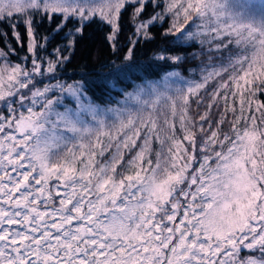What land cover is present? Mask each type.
<instances>
[{
    "label": "snow or ice",
    "instance_id": "obj_1",
    "mask_svg": "<svg viewBox=\"0 0 264 264\" xmlns=\"http://www.w3.org/2000/svg\"><path fill=\"white\" fill-rule=\"evenodd\" d=\"M149 4L161 8L160 0H0V23L24 47L22 24L28 40L19 62L15 47L0 49V264H264V102L252 91L264 84V0H163L141 19ZM127 7L144 39L170 16L165 35L179 33L199 45L193 59L207 58L199 79L167 73L115 107L87 98L81 82L43 83L68 57L59 47L56 59L39 55L49 37L37 42L36 15L63 21L57 34L98 16L113 41ZM211 81L207 110L194 119L192 104L200 107Z\"/></svg>",
    "mask_w": 264,
    "mask_h": 264
},
{
    "label": "trees",
    "instance_id": "obj_2",
    "mask_svg": "<svg viewBox=\"0 0 264 264\" xmlns=\"http://www.w3.org/2000/svg\"><path fill=\"white\" fill-rule=\"evenodd\" d=\"M160 3L161 8H155L149 4L141 19H148L154 12L161 11L163 0H160ZM132 12L131 7L122 11L119 19V32L113 41L108 39L111 34L110 26L101 22L98 16L94 21L84 22L83 25L74 18L57 34L54 29L57 24L63 23V21L59 18L50 21L41 19L40 15H36L33 28L37 42L42 43L44 37H49L46 46L38 50L39 55L46 59H56L55 49L59 47L61 55L68 57L57 67L55 80H49L46 75L43 82L55 83L60 81L65 85L81 82L84 84L87 98L101 107H115L118 101L125 98L126 93L133 92L138 86L148 81H160L167 73L178 72L180 76L186 79L199 78L201 61L206 62L207 58L198 56L193 59V53L200 52L199 45L193 46L183 43L182 40L177 39L179 33L165 35L172 23L170 16L166 22L157 21L152 25L148 30L151 39H144L136 34ZM18 19L22 18L18 17ZM81 27H83V31L76 32V29ZM19 31L23 38L24 47L14 42L12 30L7 24L0 23V33L7 34L0 38V49H4L6 46L15 47L16 54L11 57L13 62H19L22 57L28 55L26 47L28 40L22 24ZM73 39L75 43L70 46V41ZM129 49H131V58L126 59L129 55ZM161 54L184 56L185 61L175 64L171 60L159 59ZM215 84L216 81H211L207 86V91L211 92L216 87ZM252 91L255 92L254 100L264 102V84L255 81ZM245 96H248L247 92H245ZM209 101L210 94L204 98L199 108L195 103L192 104L190 112L194 119H198V114L207 110ZM65 102L75 106V101L67 95H65ZM236 104L238 108V100ZM222 109V105L219 110L214 106L211 119H219V111ZM229 118L231 119V113H229ZM224 131H228L227 125H224ZM199 139L198 133V143ZM158 147L157 144H153V158ZM129 158L130 156L125 157V159Z\"/></svg>",
    "mask_w": 264,
    "mask_h": 264
},
{
    "label": "rangeland",
    "instance_id": "obj_3",
    "mask_svg": "<svg viewBox=\"0 0 264 264\" xmlns=\"http://www.w3.org/2000/svg\"><path fill=\"white\" fill-rule=\"evenodd\" d=\"M23 58V57H22ZM29 66H30V64H29ZM37 79H41L40 77H37ZM44 79V78H43ZM186 79V78H185ZM197 79H199V78H197ZM187 80V79H186ZM44 83V82H43ZM45 83H47V82H45ZM215 86H216V84H215ZM202 92V97H203V100H204V98H206L211 92L208 90L207 91V94L204 92V91H201ZM222 108H223V105H222ZM249 253H247V252H243L242 251V253H241V258H243L244 256H246V255H248Z\"/></svg>",
    "mask_w": 264,
    "mask_h": 264
}]
</instances>
